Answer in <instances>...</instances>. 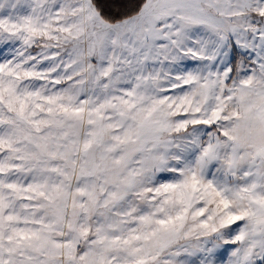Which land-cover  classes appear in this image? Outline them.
Masks as SVG:
<instances>
[{
	"label": "snow or ice",
	"instance_id": "obj_1",
	"mask_svg": "<svg viewBox=\"0 0 264 264\" xmlns=\"http://www.w3.org/2000/svg\"><path fill=\"white\" fill-rule=\"evenodd\" d=\"M0 264H264V0H0Z\"/></svg>",
	"mask_w": 264,
	"mask_h": 264
}]
</instances>
